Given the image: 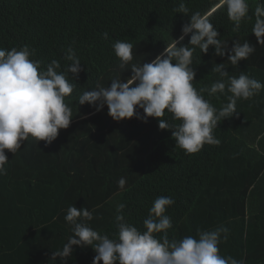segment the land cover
Segmentation results:
<instances>
[{
	"label": "trees",
	"instance_id": "trees-1",
	"mask_svg": "<svg viewBox=\"0 0 264 264\" xmlns=\"http://www.w3.org/2000/svg\"><path fill=\"white\" fill-rule=\"evenodd\" d=\"M219 2L0 0V48L28 45L35 49L31 58L39 60L42 68L57 60L61 66L57 71H66L71 62L64 53L71 47L82 68L76 77L69 73V81L76 85L65 98L73 113L70 126L59 130L50 144L30 140L14 155L5 150L9 161L6 175H0V241L5 243L0 244V264H92L96 253L91 246L74 245L70 257L51 258L68 240L61 243L67 209L87 208L94 217L89 226L115 239L118 204H125V221L143 232V221L160 196L175 201L165 213L173 225L168 230L170 240L198 237L200 231L224 226L229 231L227 240L218 245L221 256L264 264V238L253 231L264 216V89L250 100H238L239 114L218 123L214 129L221 141L218 146L205 144L194 154L175 144L171 129H159L156 118L115 121L106 105L97 112L87 103L78 104L85 90L97 84L108 87L119 75L124 82L131 75V69L118 67L112 47L116 41L131 43L133 63L142 65L179 37L196 12L211 14L219 39L229 48L247 40L255 51L232 66L227 55L215 54L214 46L206 53L196 47L194 87L199 90L220 80L211 70L219 63L226 65L229 76L245 72L264 83V44L253 34L257 20L264 18L257 13L258 8L264 11V0H249L248 17L238 30L226 8L217 9ZM180 3L188 8V15L176 12ZM190 35L181 43L186 45ZM203 95L219 109L231 94L226 90ZM163 119L180 123L167 112ZM122 177L126 178L123 189L117 183Z\"/></svg>",
	"mask_w": 264,
	"mask_h": 264
},
{
	"label": "clouds",
	"instance_id": "clouds-1",
	"mask_svg": "<svg viewBox=\"0 0 264 264\" xmlns=\"http://www.w3.org/2000/svg\"><path fill=\"white\" fill-rule=\"evenodd\" d=\"M219 8H226L229 19L234 22V30H238L242 20L248 17L249 0H220ZM176 12L188 15L189 10L184 3H180ZM257 13L264 17L260 8ZM210 15L191 14L189 22L181 28V35L172 38L163 52L142 65L133 63L131 43L116 41L112 47L120 61L118 67L122 71L131 69V75L124 82L119 75L111 79L108 87L97 84L95 88L85 90L79 96L78 104L87 103L97 112L106 105L107 114L115 121L136 117L146 122L148 117L156 118L158 128L171 129L175 144L186 154L199 152L205 144L218 146L221 141L214 135L218 123L238 115L237 101L250 100L259 95L264 83L245 72H240L238 77L229 76L226 65L219 63L211 70L219 74L220 80L199 90L194 87L193 53L196 47L201 53H206L210 45L214 46L215 54L221 57L227 55L232 66L247 60L255 51L247 40L242 44L233 42L229 48L227 42L219 39L216 27L210 22ZM189 33L188 43L182 44ZM253 34L258 43L264 44V18L257 20ZM104 35L107 36V33ZM34 55L35 49H30L28 45L10 50L0 48V175L7 173L5 165L9 159L5 150L14 155L22 144L30 140L36 144L39 141L50 144L58 137L59 130L70 126L73 117L65 98L76 87L69 81V73L76 77L82 71L80 58L69 47L64 59L71 63L66 71H57L61 67L57 60H52L45 69L39 60L31 58ZM226 90L231 95L227 97L228 103L219 109L203 95L205 92L209 96L224 94ZM138 109H142L143 114ZM166 112L180 123L173 125L163 119ZM117 183L123 189L126 178H120ZM174 203L171 196L157 197L143 221V232L125 221L122 212L125 204H118L115 239L107 234L101 235L89 226L87 222L94 217L87 208L70 206L64 219L72 235L62 250L54 251L51 258L60 257L63 260L70 257L75 245L92 247L96 253L92 264L101 261L103 264H243L219 254L221 239L228 238L229 230L224 226L200 231L198 237L189 235L180 240H170L168 230L173 225L165 213ZM157 233L163 235L157 238L154 235Z\"/></svg>",
	"mask_w": 264,
	"mask_h": 264
},
{
	"label": "rangeland",
	"instance_id": "rangeland-1",
	"mask_svg": "<svg viewBox=\"0 0 264 264\" xmlns=\"http://www.w3.org/2000/svg\"><path fill=\"white\" fill-rule=\"evenodd\" d=\"M259 220L256 223V225H253V231H257V235L260 236V234H261V237L264 238V216H262L261 219H259ZM58 221L63 222V219L58 220ZM62 224L65 225V227H63L62 229L66 230V234H63V232L61 233L62 234V236H61L62 242L61 243H64L65 239H68L72 235V232H71V228H70L69 224L66 221H64ZM56 233H57V235L59 234L58 231H56ZM0 242H1L0 244L2 246H5V243L3 241H0ZM263 249H264V247H263Z\"/></svg>",
	"mask_w": 264,
	"mask_h": 264
}]
</instances>
